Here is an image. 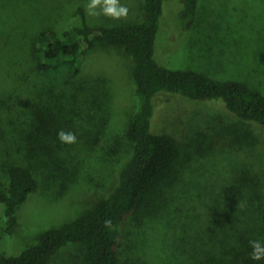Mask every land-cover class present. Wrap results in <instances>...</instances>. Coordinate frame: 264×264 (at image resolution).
<instances>
[{"label":"rangeland","instance_id":"obj_1","mask_svg":"<svg viewBox=\"0 0 264 264\" xmlns=\"http://www.w3.org/2000/svg\"><path fill=\"white\" fill-rule=\"evenodd\" d=\"M88 3L0 0V60L6 65L26 61L34 37L46 29L62 33L85 21L113 27L143 19L144 0H119L129 9L128 17L120 20L89 15ZM181 8L180 0L164 4L156 41L158 62L218 80L243 81L264 92V0H199L188 28L179 18ZM133 68L134 59L124 48L100 46L88 53L77 81L56 85L62 93L59 103L36 90L20 96L10 108H0V184L7 180L3 167L10 162L31 165L39 180L37 191L17 210L12 235L6 231L0 202V254H20L43 231L87 213L115 188L118 170L133 151L127 135L138 107ZM85 86L96 88L85 92ZM72 94L77 95L71 99ZM212 101L166 93L156 99L152 129L175 132L186 157L168 189L166 210L128 221L122 264H223L222 240L225 231H231L223 224L244 214L259 219L264 208V131L235 118L222 102ZM37 108L51 119L45 127L40 125L42 130L30 127L21 138L19 128L28 127L23 123L40 111ZM180 112L183 119L176 121L173 117ZM61 129L75 133L77 142L61 143ZM49 264H87L84 249L71 243Z\"/></svg>","mask_w":264,"mask_h":264},{"label":"trees","instance_id":"obj_2","mask_svg":"<svg viewBox=\"0 0 264 264\" xmlns=\"http://www.w3.org/2000/svg\"><path fill=\"white\" fill-rule=\"evenodd\" d=\"M167 1L144 0L142 21L126 26H91L85 21L84 9L80 8L85 21L82 26L62 33L54 29L40 31L34 37L31 56L26 61L6 65L0 60V108L8 109L20 96H28L36 90V94L50 95L59 103L58 96L62 93L57 92L56 85L61 81L67 84L77 81L88 53L100 46L122 47L133 57L138 99L127 130L133 151L120 166L118 183L112 192L87 213L43 231L37 241L20 254L1 253L0 264H49L71 243L83 247L87 264H122L121 248L128 221L133 217L142 221L150 214L166 210L168 189L178 179L179 167L186 157L185 147L175 132L166 127L152 129L159 96L166 93L191 101L222 102L235 118L264 131V92L259 87L238 80H218L192 69H170L158 62L156 41ZM198 2L180 0L179 18L186 28L194 23ZM103 83L98 82L100 88ZM94 88L83 87L85 92H92ZM76 95L72 94L71 99ZM103 97L101 92L98 99L102 101ZM38 110L23 123L28 127L19 128L21 138H26L30 127L42 130L41 126L45 127L51 119L50 113ZM183 114L177 113L178 117L173 118L182 120ZM3 171L7 180L0 184V202L4 204L6 231L12 235L18 225L17 210L37 191L39 180L29 164L10 162ZM259 214V219L247 218L250 215L244 214L243 218L231 217L223 224L231 228L225 231L222 240L223 264H264V259H250V240H258L264 246V208Z\"/></svg>","mask_w":264,"mask_h":264},{"label":"clouds","instance_id":"obj_3","mask_svg":"<svg viewBox=\"0 0 264 264\" xmlns=\"http://www.w3.org/2000/svg\"><path fill=\"white\" fill-rule=\"evenodd\" d=\"M86 10L91 16H99L102 14L114 20L126 19L129 14V9L121 5L119 0H89V3L86 5ZM57 138L63 144H74L77 142L75 133L66 132L63 129L57 133ZM249 244L252 248L250 259L253 261L264 259V246L261 245L260 241L250 240Z\"/></svg>","mask_w":264,"mask_h":264}]
</instances>
